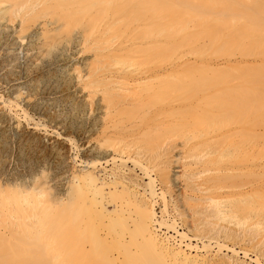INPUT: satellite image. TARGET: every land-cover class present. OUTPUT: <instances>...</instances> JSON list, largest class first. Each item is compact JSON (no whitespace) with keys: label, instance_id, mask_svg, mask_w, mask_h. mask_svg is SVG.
<instances>
[{"label":"bare ground","instance_id":"bare-ground-1","mask_svg":"<svg viewBox=\"0 0 264 264\" xmlns=\"http://www.w3.org/2000/svg\"><path fill=\"white\" fill-rule=\"evenodd\" d=\"M244 1L0 0V41L9 34L4 12L17 5L15 10L24 11L21 29L28 31L22 46L27 74L47 82L57 77L56 71L65 73L69 77L66 86L54 90L62 104L72 105L64 120L71 116L89 118L84 131L78 129L86 137L80 168L67 167L50 180L39 182L0 181V264H248L228 255H190L158 237L155 231L156 224L172 229L180 237L185 236V229L190 230L193 236L206 239L201 244L205 252L214 243L216 251L227 249L236 254L233 245L240 240L250 239L251 245L260 241L257 235L264 229V198H260L264 168L256 161L258 142L252 127L264 113L256 85L264 83V66H235L240 70L237 76L234 74L235 80L226 71L228 60L213 61L204 71L195 65V58L181 60L177 54L168 58V49L176 48L180 40L172 41L175 45L170 43L174 47H169L163 37L169 25L174 27L170 17L168 25L164 19L168 10L186 17L192 12L190 8L229 10ZM249 1L252 8L257 4L258 10L263 9L258 1ZM54 4L63 10L64 16L89 12L90 17L91 9L101 15L115 14L111 15L124 28L128 21L138 20L132 28L136 29L138 39L132 40L133 44L127 38L111 43L110 47L120 53L116 57L119 67H108L105 54L97 49L91 59L79 61V69L72 66L78 62L72 49L77 42L83 50L86 35L82 33L69 40L73 48L67 43L57 46L55 38L60 26L37 20ZM245 17L264 19V13ZM253 22L238 24L241 29L236 24L238 37L241 39L240 35L249 31L257 38L251 41L264 43V21ZM217 37L210 39L213 47L230 44L228 40L239 43V39L224 43L225 39L219 36L224 44H217ZM127 40L130 46L125 44ZM131 45L136 56L130 55ZM50 49L55 50L54 54L44 58ZM15 59L10 63L13 66L19 64ZM167 59L170 61L166 65ZM150 61L154 64L147 66ZM138 63L146 66L140 67ZM75 69L78 73L73 75ZM75 77L79 84L73 82ZM11 103L0 94V115L1 107ZM62 113L59 111L53 117ZM191 115L203 122L231 117L243 128H248L245 124L254 125L246 133L252 136H240L229 149H220L221 140L210 137L202 142H178V136L164 140V133L177 134L175 130L182 125V117ZM60 134L50 138L56 163L68 156L69 146L64 141H70V137ZM195 145L201 148L195 152L183 150ZM247 145L255 161L251 166L244 162L212 166L222 158L245 159L243 149ZM238 152L242 154L238 156ZM222 188H226V195L233 196L231 201L224 202L215 196ZM177 224H181V232ZM228 241H233L230 247L225 244ZM238 248L244 256L249 254L245 246Z\"/></svg>","mask_w":264,"mask_h":264},{"label":"rangeland","instance_id":"rangeland-1","mask_svg":"<svg viewBox=\"0 0 264 264\" xmlns=\"http://www.w3.org/2000/svg\"><path fill=\"white\" fill-rule=\"evenodd\" d=\"M248 1L249 0H245L244 3L240 2V4H237L233 9L229 10H220V8L213 10H192V8H190L192 11L191 13L197 14L198 17H194L195 14L188 16L191 13L185 17L183 16V13H179L180 10H178L179 14H177L176 10H168L167 14H164V19L168 21L170 17L171 19L169 20H171L174 27L169 28V25L165 32H163L165 43L167 46L169 44V47H174L173 45L175 44H173L172 41H178V39L180 40L178 43L174 42L176 43L177 49H168L170 51V53H168L170 54V57L168 58L171 59L173 54H177L176 56H178L181 60L185 57L195 58L196 63H198L195 65H197L200 69L204 68V71H206V65L212 63L213 61L228 60L230 61V64L227 65L226 71L228 70L227 72L230 75L229 78L232 77V79L235 78L233 77L234 74L236 75L240 71L235 66H243L247 64H259L264 66V43L253 42L254 40L251 41V39L255 37V33L251 31V33L248 31L245 35H240L242 37L244 36L243 38L241 37V39H245L242 40V43L241 39L238 37L239 35L236 33L238 31V28L236 31V27L239 26L240 23L248 25V23H254L253 20L257 22L264 21V19L261 18L256 19L245 17L246 14L264 13V0L252 1L253 4L255 1H258V4L261 5L259 7H263L261 10H258L259 8L256 7L258 6L257 4L254 6L256 9L252 8L253 5H250L251 3ZM56 6L57 5L55 4L50 6L48 12L41 14L37 20L39 22L49 23V26H60L55 38V44L57 46H61L64 43H67L70 46L68 43L69 40L74 39L82 33L86 35V47L81 50L80 46L77 45V42H75V48L72 49L76 51L75 56L78 60V62L72 66H76L79 69L82 67V63H79V61H81L82 58H87L88 60L91 59L94 50L96 51L97 49H99L102 54H105L108 67H119L121 64L117 63L116 57H118L117 55H120V53L118 50L110 47L111 43L115 44L116 42H119V40H126L127 38L131 44H133L132 40L138 39L136 29H132L133 26H137L135 24H137L138 20H133L131 23L128 21L130 25L126 22L127 27L124 28V26H120L117 23V17H113L115 14L109 12L108 14L101 15V13H99L96 9H91L92 14L90 13V17L89 14H87L89 12L83 14L71 12L69 15L64 16L63 10L61 8H57ZM15 9H17V5L4 12L3 20L8 25L9 34L5 35L6 37L3 35L2 37L4 41H2L3 39L0 41V94H2L4 98L12 101L11 104L1 107L0 177L2 178L0 181H6V183H8V181L20 182L25 179L24 181L27 180L26 183L31 180L39 182V180H50L54 174H57L58 172L60 173L63 169H78L81 167L80 159L82 157V148L86 141V137L84 136V132L79 133V130L81 129L84 131L83 129L89 124V118L86 116L85 119L83 118L80 120V118L77 119L78 117L76 116H71L68 120H64V114L68 113V110L71 109L72 105L62 104V100H60V98L57 99L58 97L54 93V90H59L66 86V81L69 77L67 75L64 76L65 73L62 74L61 72L56 71L55 75L57 77L47 82H43L40 78H31V76L27 74V66L24 60L22 46L26 42L28 31L21 29V18L24 11L21 9ZM187 11H189L188 8ZM167 15L168 18H166ZM133 17L136 18L134 15ZM123 19L124 18H122L121 21L119 18L121 22L125 21ZM168 23L170 24L169 21L166 24L168 25ZM236 24L237 26H235ZM173 25H171V27ZM175 26H179L181 29L178 31V27L176 28ZM248 28L249 27H247V29ZM189 32L191 34H188ZM210 32H213V34H210ZM216 34L218 37L220 36V38H223L221 40L225 39V41H223L224 43L228 39H239V43L235 42V40V44H233V40H228L232 43L229 44L227 41L229 44L228 46V44H224L219 41ZM213 37H215L214 39L217 37V41H219L217 44L221 42L224 44V47H220V45H217L218 47H213L214 45L211 42L212 40L210 41ZM128 40L125 41V44L130 46V42ZM70 47L73 48V44ZM132 47L133 45H131V48ZM217 48L220 49L217 50ZM133 50L134 47L133 49H130L131 54L128 52L126 54L136 56L137 53L133 52ZM171 50L175 51V53L171 52ZM54 52V49H50V51L44 53V58L51 57ZM15 58L19 63L17 66L10 64ZM170 59L164 61L166 65L169 64ZM153 64L154 63L150 61L147 66H152ZM138 66L142 67L146 65L138 63ZM129 67L133 68L134 66ZM77 70H73V75L78 73ZM227 79L228 78H226V80ZM228 81L231 80L229 79ZM73 82L75 84H79L76 77ZM256 85L264 103V83L259 82ZM54 98L56 101H53ZM58 100H60V103ZM15 102L18 105H15ZM75 106L76 104H74V107ZM64 107L66 111L64 110ZM59 111H63L61 114L62 116L57 118L53 117V115ZM262 114L264 113H261V120L259 118L260 121L258 120L259 122L257 121L258 123H256L255 127H252V129H254V133L257 134L258 158L256 161L264 168V115ZM194 117V115H191V117H182V125L177 127L175 130L177 134L172 135V132L168 131L164 133V140L169 141L171 139L170 137L178 136L175 137L178 142L185 140L202 142L204 138L210 137V140H221L222 146L220 149H229L233 147V144L240 136H245L246 138H250L252 136L250 132L246 134L251 124H245L248 128H243L239 121H235L236 119L231 120V117H227L226 120L223 119L224 121H220L222 118L219 117L220 120L218 118V120H210L209 122H203L202 120L201 122L198 121V119L196 120ZM55 130L59 132V134L61 133L60 135L66 134L69 136L70 141L66 142H71L68 144L64 141V144L69 146L67 153L68 156L62 157L63 160L61 158L59 163L55 162L50 145L53 134L57 133ZM54 131L56 133H54ZM193 136L196 137L195 140L193 139ZM200 148L201 145H195L189 148H184L183 150L191 149V151L195 152ZM244 150V154L247 155L245 159L239 160L236 157H230L226 160V158H222V160L214 161L212 166H221L223 164H241L243 162L246 165L251 166L255 161H253L252 158L250 145L245 146L243 151ZM241 154L239 153L238 156ZM136 171L137 173L139 172V170ZM261 178L264 179V175ZM225 193L226 188L218 189L215 192V196L224 202L231 201L233 196H228ZM260 198H264V190L260 193ZM225 208H229V206H226ZM165 219L168 220L170 217L168 218L166 216ZM178 222L179 220H177V223ZM224 223H227V221H224ZM155 229L158 237L166 239L171 245L181 247L185 252L190 253V255H228L230 258H236L238 261H244V263L264 264V229H262L260 234L257 235V238L260 239V241H258L259 243L256 242L251 245L250 239H242L238 243H235L233 247L238 251L236 254H233L227 249H220V251H216L217 248L214 243H212V246H210L208 251L205 252V250L202 249L201 244L203 241L206 242V239H200L193 236L192 232L187 229L184 230V237H180L179 234L173 232L172 229H167L164 225L159 226L156 224ZM177 230L179 232L183 230L181 224H177ZM232 243L233 241L225 242V244H229L228 247H230ZM240 246H245L248 249L247 253L249 254L244 256L243 253H240L239 251L241 249L238 248Z\"/></svg>","mask_w":264,"mask_h":264}]
</instances>
